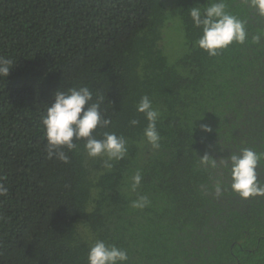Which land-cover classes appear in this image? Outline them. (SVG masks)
<instances>
[{
  "label": "trees",
  "instance_id": "1",
  "mask_svg": "<svg viewBox=\"0 0 264 264\" xmlns=\"http://www.w3.org/2000/svg\"><path fill=\"white\" fill-rule=\"evenodd\" d=\"M213 2L0 0V56L12 61L0 76V264H88L97 240L126 264H264V195L235 193L228 161L264 154V15L224 0L247 35L210 56L194 46L189 12ZM84 86L111 120L94 135H122L123 159L90 157L84 140L62 149L67 162L47 158L53 94ZM144 96L159 113L158 148L137 111Z\"/></svg>",
  "mask_w": 264,
  "mask_h": 264
},
{
  "label": "clouds",
  "instance_id": "2",
  "mask_svg": "<svg viewBox=\"0 0 264 264\" xmlns=\"http://www.w3.org/2000/svg\"><path fill=\"white\" fill-rule=\"evenodd\" d=\"M252 7L264 15V0H251ZM189 15L196 28L201 29V35L195 45L206 51L208 55L215 56L218 50L225 49L233 42L243 44L246 39L244 22L226 11L224 0H214L201 11L199 7H191ZM12 61L0 56V76L8 77ZM54 99L46 108V114L41 121L46 139L45 149L47 158L53 157L67 162L68 157L63 148L69 151L78 147L75 141L84 140V149L88 156L98 157L106 155L109 160H121L127 153V141L115 132L104 131L102 138L97 139L94 132L97 128H107L111 120L105 118L101 112L100 102H93V94L87 86L58 90ZM137 111L143 113L148 121L144 129L147 141L154 147H159L160 136L156 130V121L159 116L152 106L151 100L144 96L137 105ZM138 121L133 120L132 124ZM205 131H211L208 126H202ZM264 154L251 148L240 149L228 157L230 163L231 189L241 198L264 195V181L259 179L257 168ZM208 156L201 157L202 163H208ZM106 167H111L106 164ZM215 160L212 167H215ZM142 180L138 171L132 177V188L135 190ZM216 191H221L217 184ZM8 189L0 183V196H6ZM147 203L146 197L133 201V207L142 208ZM128 255L115 245H107L97 240L88 251V264H126Z\"/></svg>",
  "mask_w": 264,
  "mask_h": 264
}]
</instances>
